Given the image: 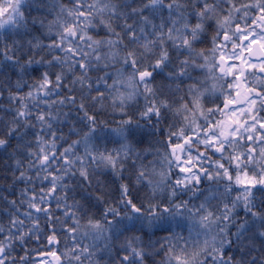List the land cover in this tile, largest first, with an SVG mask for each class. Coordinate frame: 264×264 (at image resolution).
I'll return each instance as SVG.
<instances>
[{
    "label": "snow or ice",
    "instance_id": "6c2138e0",
    "mask_svg": "<svg viewBox=\"0 0 264 264\" xmlns=\"http://www.w3.org/2000/svg\"><path fill=\"white\" fill-rule=\"evenodd\" d=\"M0 264H264V0H0Z\"/></svg>",
    "mask_w": 264,
    "mask_h": 264
}]
</instances>
